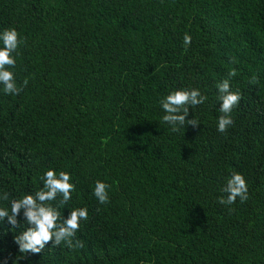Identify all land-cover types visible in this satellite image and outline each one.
Returning a JSON list of instances; mask_svg holds the SVG:
<instances>
[{"label":"trees","instance_id":"16d2710c","mask_svg":"<svg viewBox=\"0 0 264 264\" xmlns=\"http://www.w3.org/2000/svg\"><path fill=\"white\" fill-rule=\"evenodd\" d=\"M4 29L21 40L9 70L28 84L0 85V208L52 169L74 191L51 206L88 219L82 248L49 242L24 259L22 212L18 228L0 220V264H264V0H0ZM225 79L241 100L221 133ZM192 89L207 97L186 117L200 124L172 132L159 101ZM232 173L248 199L222 205Z\"/></svg>","mask_w":264,"mask_h":264},{"label":"clouds","instance_id":"9594fccd","mask_svg":"<svg viewBox=\"0 0 264 264\" xmlns=\"http://www.w3.org/2000/svg\"><path fill=\"white\" fill-rule=\"evenodd\" d=\"M21 40L15 29H4L0 32V85L6 95H18L23 87H26L28 81L25 79L20 87L17 86L14 73L9 69L15 68L16 60L13 53L17 51ZM183 44L187 48L191 44V36L185 33ZM229 77L236 75L235 71L228 73ZM250 83H257L254 76ZM218 99L221 101L218 111L221 115L217 120V131L224 133L234 123L231 118V112L241 100L239 92L230 91L229 80L225 79L217 86ZM207 97L201 95L198 89L175 90L162 98L159 103L165 114L162 121L168 124L172 132H178L181 128L185 130L186 125L193 128L200 123L196 119H186L189 109L203 104ZM43 181V188L34 195L25 194L22 198L13 199L9 208H0V220L7 218V222L12 229L20 227L17 217L23 214L24 222L27 225L26 230L19 235L14 236V243L18 245V252L23 254L22 259L27 254H39L45 248L46 244L51 242L53 247L62 243L69 249L82 248L83 243L76 239V233L80 228V221L88 219L86 208H76L69 212L67 218H64L61 211L51 206L50 202L61 197L60 203L66 204L71 199V193L74 191V185L70 183V175L61 171L57 174L54 170H47L40 178ZM110 186L102 181H96L93 189V195L99 204L109 202L108 188ZM222 191L226 196L220 197L218 202L222 205H233L237 199L241 203L247 201L248 190L244 177L239 173H232L226 180V185ZM0 199L9 200V195L4 192ZM231 210V209H229ZM75 241V242H74Z\"/></svg>","mask_w":264,"mask_h":264}]
</instances>
